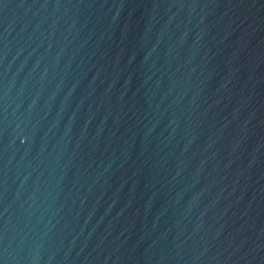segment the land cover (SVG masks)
Instances as JSON below:
<instances>
[{"label":"water","instance_id":"water-1","mask_svg":"<svg viewBox=\"0 0 264 264\" xmlns=\"http://www.w3.org/2000/svg\"><path fill=\"white\" fill-rule=\"evenodd\" d=\"M0 264H264V0H0Z\"/></svg>","mask_w":264,"mask_h":264}]
</instances>
